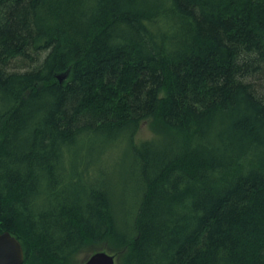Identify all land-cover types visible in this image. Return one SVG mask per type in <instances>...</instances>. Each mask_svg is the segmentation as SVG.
Wrapping results in <instances>:
<instances>
[{
  "label": "trees",
  "instance_id": "16d2710c",
  "mask_svg": "<svg viewBox=\"0 0 264 264\" xmlns=\"http://www.w3.org/2000/svg\"><path fill=\"white\" fill-rule=\"evenodd\" d=\"M4 232L23 264H264V0H0Z\"/></svg>",
  "mask_w": 264,
  "mask_h": 264
},
{
  "label": "water",
  "instance_id": "95a60500",
  "mask_svg": "<svg viewBox=\"0 0 264 264\" xmlns=\"http://www.w3.org/2000/svg\"><path fill=\"white\" fill-rule=\"evenodd\" d=\"M67 78L66 75L58 76L62 82ZM25 252L20 240L10 232L0 235V264H23ZM84 264H116L114 255L106 251H99L91 254Z\"/></svg>",
  "mask_w": 264,
  "mask_h": 264
},
{
  "label": "rangeland",
  "instance_id": "374dc122",
  "mask_svg": "<svg viewBox=\"0 0 264 264\" xmlns=\"http://www.w3.org/2000/svg\"><path fill=\"white\" fill-rule=\"evenodd\" d=\"M70 73H67V76H69ZM155 137V133L153 131V129L149 126V125H145L143 126V128L141 129V131L138 134V139L139 140H151ZM92 157H97V153H93V155H91ZM118 158V157H117ZM121 158V157H120ZM124 160V161H123ZM114 165L110 166V175H113L114 177H116V186L118 188V190L116 192V196H118V198H123L125 199L126 196H123L122 193L124 191L123 186L125 184H132L133 181H129L128 179V175H129V171H128V167L129 165H127L125 159H120L119 162L116 163V160L114 162ZM134 186H132L133 188ZM132 197V196H131ZM91 255V253L88 252H83L78 256V261L81 264H84V262L88 259V257Z\"/></svg>",
  "mask_w": 264,
  "mask_h": 264
}]
</instances>
